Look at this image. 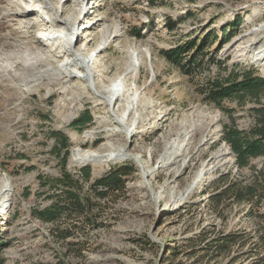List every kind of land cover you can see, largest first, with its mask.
<instances>
[{"label": "rangeland", "instance_id": "374dc122", "mask_svg": "<svg viewBox=\"0 0 264 264\" xmlns=\"http://www.w3.org/2000/svg\"><path fill=\"white\" fill-rule=\"evenodd\" d=\"M37 1L0 0V190L7 184L10 188L0 208V242H9L0 249V264H255L253 224L243 205L226 197L216 212L211 196L221 189L222 183L215 181L220 175H227L224 184L235 177L249 180L250 168L237 174L234 154L222 140V126L234 124L249 131L256 103L238 105L224 99L218 106L204 99L197 86L204 77L217 71L225 75L233 66L251 67L264 76V64L254 60L252 50L235 56L238 42L264 44V0ZM236 13L241 21L230 37L203 47L195 55L201 66L193 67L189 76L161 56V50L200 38L208 30L220 36ZM74 22L78 34L70 44L35 37L43 28L60 36L65 25ZM69 48L87 58L90 82L75 70L57 83L41 78L37 72L50 70ZM132 50L139 63L135 77L125 75L121 66ZM45 51L48 62L43 61ZM29 56L42 63L26 72L24 60ZM118 79L117 99L104 102L101 91ZM126 94L133 98L129 109L124 107ZM85 108L91 121L72 128L71 120ZM182 130L193 133L188 141L176 135ZM53 131L64 134L69 143L65 170L79 179L78 168L90 169L89 180L79 179L77 185L80 194L95 202L92 209L57 222L60 229L71 228L70 243L54 240L52 224L30 214L31 208L48 205L52 194H63L58 187L40 185L37 177L61 174L52 150ZM172 142L180 153L178 161L162 164L164 146ZM77 145L103 154L121 148L128 156L110 161L105 155L77 164L72 161ZM102 145L109 150L101 151ZM225 147L229 149L224 152ZM119 164L132 167L123 188L95 197L91 182ZM250 164L264 169V155ZM228 232L242 237L225 252L210 248L218 234Z\"/></svg>", "mask_w": 264, "mask_h": 264}, {"label": "trees", "instance_id": "16d2710c", "mask_svg": "<svg viewBox=\"0 0 264 264\" xmlns=\"http://www.w3.org/2000/svg\"><path fill=\"white\" fill-rule=\"evenodd\" d=\"M241 17L238 13L222 26L221 35L217 37L214 30H208L200 38L194 36L177 42L171 47L161 50V56L165 61L180 73L189 76L193 67L201 66V59L195 55L199 54L211 40L216 39V45L230 37L232 31L240 23ZM171 28L172 25L168 24ZM228 28L229 32H225ZM217 47V46H216ZM198 90L203 98L216 105H221L222 100L232 99L238 105H242L247 100L254 101L255 106L251 107L254 117V125L249 131L240 130L234 124L222 126V140L228 144L234 154V163L237 168V174L242 168H250L251 174L248 181L242 178H232L227 184H224L226 174L220 175L215 181L222 183L220 190L213 193L211 203L213 209L220 211L222 202L226 197H232L233 201L242 204L247 216L253 224V244L258 257L255 264H264V212L261 211L264 199V169L250 164L252 158L264 155V76L258 74L253 68H240L235 70L234 66L228 68L227 74L223 75L217 71L213 75L203 78L198 84ZM263 98V101L260 99ZM91 121V114L87 108L83 109L70 122L74 129H80ZM53 137L52 150L59 157L62 166L59 177H47L38 175L40 185L48 187H58L62 191L61 197L52 194L51 202L43 207H33L30 214L42 222L52 224L50 233L54 240H67L71 237L70 227L60 229L58 221L61 217L70 219L77 215H83L86 211L92 209L95 202L83 194L78 189V181H88L90 177L89 167L77 169L76 178L70 172L65 170L64 163L68 153L69 143L67 137L58 131L51 133ZM132 171L128 164H119L111 167L107 172L91 182L92 192L97 198H104L109 192L121 190L124 185V176ZM242 236L235 232L218 234L209 244L210 248H216L218 251L225 252L230 245L236 243ZM9 242H0V249L8 245ZM67 243H70L67 240ZM2 258L0 256V263Z\"/></svg>", "mask_w": 264, "mask_h": 264}, {"label": "bare ground", "instance_id": "6f19581e", "mask_svg": "<svg viewBox=\"0 0 264 264\" xmlns=\"http://www.w3.org/2000/svg\"><path fill=\"white\" fill-rule=\"evenodd\" d=\"M37 2L40 3L39 0ZM23 11H24V15H27L28 11L26 9L23 10ZM21 13H22V11H21ZM86 14H88V12ZM30 21H31V19L28 20V23ZM54 24L59 26L60 25V21L56 20ZM74 24H75V22L73 24H71V26L65 25V27H64L66 29L65 33L62 32L63 34L60 35V36L57 35L56 32H53L50 29H44L43 28V29H40V30L36 31L35 37H36L37 40L46 41V42H48V41H50V42L55 41L56 42L57 38H59V39L61 38L62 41L64 40L65 43L70 44V42H72L74 37L76 38V36L78 34V31H76L74 29V27H73ZM92 25H94V23H91L90 26H92ZM54 29H55V27H54ZM57 30H55V31H57ZM239 45H241V44H239V42L235 44V46H237V48H238V51L235 53L236 57L244 56L246 50L247 51L248 50H252V54L253 55H251V56H253L254 60L257 61V62L262 61L263 64H264V44L263 45H261V44L256 45V40H250V41L246 40L245 44H243L241 46H239ZM41 51H43V50H41ZM45 54H46V57H45V59L43 61L48 62L49 57L47 56L48 53H46V51H45ZM64 54H65V56L63 55V58H61L59 61H57V63L55 65H53L52 68L50 67L51 68L50 70L49 69L48 70L44 69L42 72L41 71L37 72V73L41 74V78L43 76H47V78H48L47 80H49L50 82H56L57 83L59 79H61L64 76H70L72 74V72L75 70V71H78V72H82V78H84V79H86V80H88L90 82L91 74H90V71L88 69V61H87V58H85L84 56H82V54L79 53V49H73V48L70 49L69 48L68 50H65ZM24 62L27 65V68H26L27 71L26 72L33 71V69H35L38 64L41 65V63H42V62H40V59H38L36 57H30V56L28 58H25ZM138 64L139 63H138L137 52L135 50H132L130 52L129 59L127 61H125V62L123 61L122 65H121L122 68H123V73L125 75H127V76L130 75V76H134L135 77L136 72L138 70ZM133 81H134V79H133ZM120 83H121V81H120V79H118V81H116V83L112 84L111 86L108 85L109 87L105 88V89H107L106 91H101L102 98H103L102 100H104V102H107V103L111 104V102H113V100L117 99L118 96L116 97L115 95L120 94V92H119ZM131 95L132 94H126V99H125V103H124L125 106L123 105L126 109L132 108L131 106H133V102H132L133 98H132ZM115 119H116L115 122L118 123V125L124 127V124H123L122 119L120 117L115 116ZM116 129L117 128H115V130ZM117 131H118V129H117ZM129 131H130V129L125 128V132H126L125 134H128ZM121 132H123V131H121ZM114 134H116V133H114ZM114 134H111V135H114ZM117 134L121 135L119 132ZM191 134H193V133L192 132L189 133V131H183L182 130V131H179L176 135L178 136V138H181L182 140H187L188 141ZM174 143L175 142H172V143L166 144L164 146V153H163L162 158H161L162 164L173 165V164H175L178 161V157L180 156V153L177 152V146ZM187 143H189V142H187ZM98 148L99 149L102 148L101 151H103V150L104 151H108L109 150V147L106 146V145H104V146L102 145V146H100ZM72 149H73L72 161L74 163H77V164L78 163H84V162H92V161L96 160L97 158H102V156H105V155H106V160H110V161L111 160L112 161H117V160H120L121 158H123L125 156H128L127 153L124 152V150L121 149V148L110 150L106 154L99 153V151H95L93 149H84V148H81L78 145L74 146ZM228 149L229 148L225 147L224 152L228 151ZM224 152L221 153L220 156H222L224 154ZM174 168L175 167H173V169ZM9 190H10V188H9L8 184L5 185V187H3L0 190V200H2V202H0V208H3V206L6 203V201L8 200ZM185 191H188V189H186Z\"/></svg>", "mask_w": 264, "mask_h": 264}]
</instances>
